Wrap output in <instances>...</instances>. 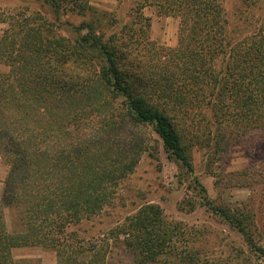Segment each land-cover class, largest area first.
<instances>
[{"label": "trees", "instance_id": "1", "mask_svg": "<svg viewBox=\"0 0 264 264\" xmlns=\"http://www.w3.org/2000/svg\"><path fill=\"white\" fill-rule=\"evenodd\" d=\"M41 1L52 9L53 22L38 13L0 14L6 24L0 36V161L7 168L0 264H15L13 251L29 247L52 250L56 264H105L101 240L85 241L68 229L112 204L117 186L149 148L146 127L188 174L193 169L178 125L182 109L199 110L204 130L214 128L226 153L231 140H264L262 1L242 0L229 19L222 0H139L180 19V46L169 51L154 48L141 26L132 37L123 31L104 37L93 23H81L71 28L75 37L66 38L59 15L86 14L88 0ZM5 208L18 216L16 232L7 230ZM210 210L253 245L243 219ZM116 229L109 239L122 238L133 264H228L202 260L186 245L178 251V230L154 204L142 205Z\"/></svg>", "mask_w": 264, "mask_h": 264}, {"label": "rangeland", "instance_id": "2", "mask_svg": "<svg viewBox=\"0 0 264 264\" xmlns=\"http://www.w3.org/2000/svg\"><path fill=\"white\" fill-rule=\"evenodd\" d=\"M138 1L88 0L86 14H61L56 23L59 32L69 39L75 37L71 28L81 23H93L95 34L104 37L121 31L132 37L134 28L141 26L157 50L179 47L180 19L163 15L155 5L140 6L136 4ZM222 1L231 19L242 0ZM261 1L264 11V0ZM17 11L38 13L47 21H54L52 9L41 0H0V14ZM5 29L6 24L0 23V36ZM141 39L143 37L135 41L138 43ZM154 48L151 49L154 51ZM153 51L148 54L152 55ZM3 70L0 65V71ZM180 111L179 133L192 173H185L169 159L158 137L146 127L143 134L149 148L142 153L133 172L117 186L112 204L68 231H74L85 241L101 240L99 244L102 243L107 252L105 264H133L122 238L109 239V234L115 233L118 225L142 205L154 204L178 230V251L186 245L189 251H199L202 260L205 256L207 260H227L228 264H264L261 257L264 254V140L258 138L259 135L231 140L226 153L213 136L214 128L210 132L204 130L199 110L189 107ZM6 171L0 161V199ZM203 199L232 219H243L251 231L253 245L228 221L213 213L208 204L204 205ZM4 217L10 233L19 230L18 216L13 209L5 208ZM13 258L15 264H56L54 252L41 247L15 249Z\"/></svg>", "mask_w": 264, "mask_h": 264}]
</instances>
